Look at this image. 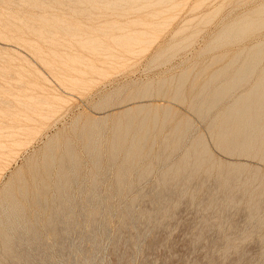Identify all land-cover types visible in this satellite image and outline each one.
<instances>
[{"label":"rangeland","instance_id":"obj_1","mask_svg":"<svg viewBox=\"0 0 264 264\" xmlns=\"http://www.w3.org/2000/svg\"><path fill=\"white\" fill-rule=\"evenodd\" d=\"M256 45L264 0H0V264H264Z\"/></svg>","mask_w":264,"mask_h":264},{"label":"bare ground","instance_id":"obj_2","mask_svg":"<svg viewBox=\"0 0 264 264\" xmlns=\"http://www.w3.org/2000/svg\"><path fill=\"white\" fill-rule=\"evenodd\" d=\"M226 35V34H225ZM229 37H230V35H229ZM222 38H224V37H222ZM228 38V37H227ZM259 48L260 49H262L261 48V46H259V45H256V46H254V47H252L251 49H249L248 50V54H249V60H242L243 62L241 63V65H239L238 66V64H237V66H238V68H237V70H236V72L233 74L232 73V75H235V77H236V79H237V81L235 82V83H237L239 80H242L243 81V79L245 78V76L247 77L248 75L250 76H252V72H254V70L256 71V68H257V64H260V59L261 58H258L259 56H258V54H256V52H255V54L257 55L256 57L255 56H252L253 55V51L254 50H259ZM247 53V52H246ZM247 54V55H248ZM262 54V53H261ZM240 55V54H239ZM239 55H238V57H239ZM246 55V56H247ZM260 57H262V56H260ZM239 58H241V57H239ZM246 58V57H245ZM244 58V59H245ZM248 58V57H247ZM234 60V59H233ZM239 60V59H238ZM234 61H236V59L234 60ZM232 62V61H231ZM240 61H237V63H239ZM235 63V62H234ZM231 64H233V63H231ZM230 64V65H231ZM236 66V67H237ZM244 66H246V67H244ZM234 71V70H233ZM232 71V72H233ZM257 77H255V78H253V77H250L251 79H249V80H252V78H253V81L251 82V86H250V89H249V91L244 95V96H253L252 95V93H255V91H257V90H255V89H258V87H259V90H260V93H262V95H260V96H264V62H263V67L262 68H260L259 69V67L257 68ZM219 74H221L220 76H218V78H223L222 76V74L223 73H219ZM214 76V75H213ZM215 77H217V76H215ZM218 78H215V79H218ZM233 79H234V77H233ZM248 78H246V80H247ZM222 80H225V79H222ZM235 80V79H234ZM214 81V80H213ZM218 81V82H217ZM216 82L217 83H219V80H217ZM245 81V80H244ZM248 81V80H247ZM215 82V83H216ZM227 82V81H226ZM229 82L230 83H224V84H220V85H218V86H214V88L212 87V89L213 90H210L211 89V87L209 88L208 86H210L209 84H207V86H205L203 89H204V93H205V96H207L205 99H207L208 97V99L210 100L211 99V101H212V103L210 102L209 103V101L207 102V101H204V102H202L201 104H199V109H198V111H200L201 113H202V111H209V112H211V111H213L215 108H216V105H218V103H220V102H222L223 100H224V98L223 97H225V96H228V94L229 93H232V89H233V84H234V82H231V80H229ZM208 83V82H207ZM210 83V82H209ZM246 83V82H245ZM238 84H240V82L238 83ZM239 86V85H238ZM209 88V89H208ZM235 88V87H234ZM229 96H230V94H229ZM241 96H243V95H241ZM240 97V96H239ZM227 97H225V99H226ZM236 98V97H235ZM237 99V98H236ZM235 99V100H236ZM244 100H245V98H243ZM242 99V100H243ZM251 98H249V97H247V99L245 100V102H243V103H241V101H239V100H237V101H239V102H234V101H231L232 103H228L225 107H224V109L223 110H225L224 111V113L225 112H229V113H231V114H234V115H236V114H238L239 116H240V114L241 115H243L244 114V116H245V112L246 111H248L246 114V117H247V119H246V121H247V125H249V123L251 124V123H254L255 124V126H256V124L258 123V121L259 120H256L258 117H256L257 115H259V113H261V112H255L257 109H251V107H252V105L251 104H247L248 103V101L250 100ZM261 99V98H260ZM259 99V100H260ZM200 100V99H199ZM201 102V101H200ZM256 103V102H255ZM255 103H253V104H255ZM263 103V102H262ZM264 104V103H263ZM222 105H224V104H222ZM262 106V105H261ZM258 108H259V106H257ZM254 108V107H253ZM260 110V109H259ZM208 112V113H209ZM251 112V113H250ZM221 116H223V113L221 114ZM227 116V115H226ZM256 117V118H255ZM241 118V117H240ZM223 119V118H222ZM221 120V119H220ZM216 121H218V119L216 120ZM224 122V121H223ZM229 123H232V121H228ZM235 122V121H234ZM219 124V123H218ZM254 124H252V125H254ZM224 126H226V124H223ZM236 125V124H235ZM239 125V124H238ZM241 125V124H240ZM245 125V124H244ZM243 125V126H244ZM264 126V125H263ZM229 127V126H228ZM253 127V126H252ZM258 127V126H257ZM226 127H223V129H225ZM229 128H231V127H229ZM251 128V127H250ZM241 129V128H240ZM239 129V130H240ZM243 129V128H242ZM233 130H238V128L236 129V128H234ZM245 130V129H244ZM252 130V129H251ZM254 130H256V129H254ZM248 131V130H247ZM261 131H263L262 129H261ZM238 133H239V131H237ZM244 131L242 130V133H243ZM264 132V131H263ZM231 133H234V132H231ZM234 134H236V133H234ZM247 134V133H246ZM233 134H231V136H232ZM243 135H244V133H243ZM221 136V135H220ZM216 137V136H215ZM224 137H226V136H224ZM238 137V136H237ZM240 138V137H239ZM218 140V139H217ZM138 142V141H137ZM194 151V150H193ZM193 156V155H192ZM195 156V155H194ZM187 158V157H186ZM196 158V157H195ZM184 159V158H183ZM187 159H189V157L187 158ZM69 160L70 161H67V162H70L71 163V161H72V159H71V157H69ZM190 160V159H189ZM197 160H199L198 158H197ZM193 161H196V160H193ZM195 163L196 162H194V164L193 165H195ZM71 164H73V163H71ZM181 164H183V161L181 160ZM181 164H179V165H181ZM192 164V163H191ZM183 165H186V164H183ZM183 165H181V166H183ZM74 166V165H73ZM69 169L68 170H70L71 172H73L71 169H72V165H69V167H68ZM60 169V168H59ZM63 171H65V170H63ZM59 173V172H58ZM61 173V172H60ZM67 173V172H66ZM66 173H65V175H66ZM31 186V185H30ZM62 186V185H61ZM43 190V191H42ZM42 190H40L41 191V196H44V194H45V192L44 191H46L43 187H42ZM37 195V194H36ZM34 203L36 204V205H38V198H35V201H34ZM62 205V204H61Z\"/></svg>","mask_w":264,"mask_h":264}]
</instances>
